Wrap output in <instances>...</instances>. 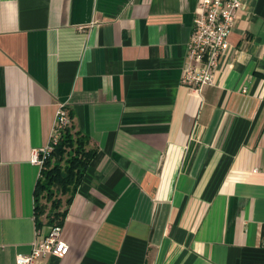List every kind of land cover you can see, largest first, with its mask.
I'll use <instances>...</instances> for the list:
<instances>
[{
  "label": "crops",
  "instance_id": "obj_1",
  "mask_svg": "<svg viewBox=\"0 0 264 264\" xmlns=\"http://www.w3.org/2000/svg\"><path fill=\"white\" fill-rule=\"evenodd\" d=\"M197 0H0V264L49 231L32 151L60 108L95 150L42 264H264V0L199 92Z\"/></svg>",
  "mask_w": 264,
  "mask_h": 264
},
{
  "label": "built area",
  "instance_id": "obj_2",
  "mask_svg": "<svg viewBox=\"0 0 264 264\" xmlns=\"http://www.w3.org/2000/svg\"><path fill=\"white\" fill-rule=\"evenodd\" d=\"M246 0H197L194 9L192 33L187 48L188 64L182 72L181 83L199 92L204 86L213 85L214 72L224 56L230 52L228 35L237 19V13ZM58 130L47 146L32 151L30 162L41 169L58 140V131L70 124L64 108L57 114ZM48 233L33 242L28 254L18 255L16 264H42L48 255L63 258L69 246L60 238L59 226L48 228Z\"/></svg>",
  "mask_w": 264,
  "mask_h": 264
},
{
  "label": "trees",
  "instance_id": "obj_3",
  "mask_svg": "<svg viewBox=\"0 0 264 264\" xmlns=\"http://www.w3.org/2000/svg\"><path fill=\"white\" fill-rule=\"evenodd\" d=\"M57 134L55 148L44 162L34 188L35 219L41 225L39 219L45 216L44 224L49 228L62 225L72 197L96 153L94 149L88 148L89 140L84 134L75 131L71 122ZM57 194L64 197V200L53 199ZM41 199L50 202L48 211L40 202Z\"/></svg>",
  "mask_w": 264,
  "mask_h": 264
},
{
  "label": "rangeland",
  "instance_id": "obj_4",
  "mask_svg": "<svg viewBox=\"0 0 264 264\" xmlns=\"http://www.w3.org/2000/svg\"><path fill=\"white\" fill-rule=\"evenodd\" d=\"M68 126H69V124H68L67 126L63 127V128L60 129V130H63L64 128H66V127H68ZM60 130H59V131H60ZM59 131H58V132H59ZM54 198H56V199H57V198H58V199L61 198V200H64V197H62V196L59 195V194H57L56 196H53V199H54ZM45 201H46L45 199H41V200H40V202H41L42 204L45 205V207H46V211H48V209L50 208V202H45ZM63 206H64V204H63ZM62 208H63V207H62ZM39 220H40V221H41V220H42V221L44 220V222H45V216H41Z\"/></svg>",
  "mask_w": 264,
  "mask_h": 264
}]
</instances>
